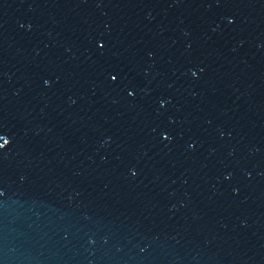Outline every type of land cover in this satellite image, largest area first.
Wrapping results in <instances>:
<instances>
[{
	"label": "water",
	"instance_id": "1",
	"mask_svg": "<svg viewBox=\"0 0 264 264\" xmlns=\"http://www.w3.org/2000/svg\"><path fill=\"white\" fill-rule=\"evenodd\" d=\"M0 264H264V0H0Z\"/></svg>",
	"mask_w": 264,
	"mask_h": 264
}]
</instances>
